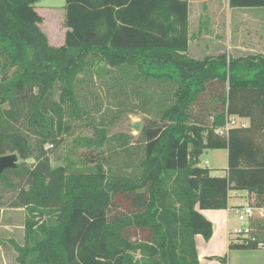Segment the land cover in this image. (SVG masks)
<instances>
[{
  "label": "trees",
  "instance_id": "16d2710c",
  "mask_svg": "<svg viewBox=\"0 0 264 264\" xmlns=\"http://www.w3.org/2000/svg\"><path fill=\"white\" fill-rule=\"evenodd\" d=\"M36 1L0 0V155L22 160L0 172V207L25 211L23 242L12 241L15 260L198 264L194 236L212 234L200 209L232 207L231 190L264 206V53L189 56L188 0H65L69 30L53 46ZM228 6L264 7V0ZM153 85H161L158 98ZM127 91L155 112L135 142L106 134L120 114L93 115L106 92L121 98ZM226 115L248 124L219 135ZM85 128L91 135L79 138L81 165L52 166L44 144ZM206 149H226L225 175L202 167ZM254 235L264 240V216ZM253 248L252 241L228 244Z\"/></svg>",
  "mask_w": 264,
  "mask_h": 264
},
{
  "label": "crops",
  "instance_id": "0c3cea01",
  "mask_svg": "<svg viewBox=\"0 0 264 264\" xmlns=\"http://www.w3.org/2000/svg\"><path fill=\"white\" fill-rule=\"evenodd\" d=\"M200 2H205L207 5L206 12L203 14L199 8ZM233 9L235 8L228 6V0H188V20L193 21L202 15L206 16V20L212 24L211 29H214L213 32L215 34L217 32L220 33L218 40L214 41L213 45L226 47L227 52H230L232 56L264 53V25L261 17L250 16L247 19L245 15L238 16L236 13H233ZM50 10V16L47 19L39 14L41 15L39 27L46 35L50 45L60 46L65 43L66 33L69 30L64 25L65 9L63 6L62 11H56L53 7ZM243 25H251L253 29L256 28L259 31L258 35L252 37L250 46L242 40V36L239 33ZM206 36L207 34L200 30L197 31L194 39L195 44L198 45L197 53L202 54L201 56H193L190 52L189 44L186 53L194 58H202L206 55L217 54L223 51L208 52L205 44L200 46V42H203ZM238 198L248 199L249 196L244 191L232 190L229 204L234 206L241 203ZM21 210L24 211L23 208L0 207V226L6 230L16 227L15 212ZM199 211L211 222L212 234L209 238H204L200 234L194 236L198 264H264V248L228 249L230 242L228 239V229L234 225L236 220V217L232 214V209H200ZM12 241L14 240H11V244ZM223 256L226 257L224 262L218 259V257ZM0 264L18 263L15 260V255H13V260L11 261L4 253H1Z\"/></svg>",
  "mask_w": 264,
  "mask_h": 264
},
{
  "label": "rangeland",
  "instance_id": "374dc122",
  "mask_svg": "<svg viewBox=\"0 0 264 264\" xmlns=\"http://www.w3.org/2000/svg\"><path fill=\"white\" fill-rule=\"evenodd\" d=\"M64 5L65 0H38L34 3V9L38 14L43 15L47 19L51 13V7H53L56 11H62ZM199 8L200 10H202V14L205 13L207 9L206 3L200 2ZM233 13H236V15L238 16L245 15L246 18H250V16H256L259 18L261 17L264 25V7L235 8L233 9ZM186 25L187 48L189 44L190 52L193 56L198 57L202 55L200 53H197L198 45H196L194 41L197 31L200 30L207 34L204 41L200 42V46L202 44H205V47L207 48L208 52H215L219 50H223L225 52L228 51L226 47L213 45V42L218 40V35L220 36V33L217 32L215 34L213 32L214 29H211L212 24L210 23V21L206 20V16L202 15L200 16V18L195 19L193 21H189L187 19ZM239 33L242 36V40L247 43L248 46H250L252 37L258 35L259 31L256 28L253 29L251 25H243V28L240 30ZM93 81L95 82V86L99 87L98 80L96 81L94 78ZM100 90L102 91V89ZM149 90H154V92L156 93V98L159 97V92H162L161 85H153L149 87ZM147 92L148 89L144 87L142 94H147ZM100 98L101 97H99L98 100L103 105L101 109L98 110V113L96 112L95 114H93L97 121H108L110 118H113L116 113L120 114V117L117 118L114 123H110L106 126V134L108 136L123 133L128 136H131L132 142H135L140 127L144 124L147 119H153L155 117V112L152 110L151 106H141V97L136 96L131 91H127L126 95L122 96L121 98L114 97L111 92H106V96L103 97V100H101ZM120 101H122V103L120 106H118V102ZM93 106L94 108H96L95 104ZM91 108L93 107L91 106ZM124 108L125 111L122 112L121 109ZM117 111H119V113ZM90 135L91 132L85 128L77 130L74 133L70 132L63 134L58 139V143L55 144L52 148H47L49 143L44 144V148L47 150L51 165L56 166L59 164H65L70 159V161H72L76 166H80L81 163L79 161V157L83 153V151H85V148L80 144L81 141L79 138L81 136ZM30 139L31 141H34V137L32 135H30ZM199 161L201 165L204 161H208V167L212 175L223 176L226 173L227 151L226 149H206L199 156ZM20 162H22V160L18 157L17 163ZM238 200L241 203H245L246 201L245 198H238ZM24 214L25 213L22 210L15 212V220L17 225L16 227H11V230H6L5 228L0 226V254L4 253L11 261L13 260V255H15V252H13L14 250L12 248L11 240H14L18 243L23 242L22 224ZM232 214L235 217V210L232 211ZM74 241L75 244L78 242V240ZM77 257L78 256L76 255V261H80V258Z\"/></svg>",
  "mask_w": 264,
  "mask_h": 264
},
{
  "label": "built area",
  "instance_id": "2783aa9c",
  "mask_svg": "<svg viewBox=\"0 0 264 264\" xmlns=\"http://www.w3.org/2000/svg\"><path fill=\"white\" fill-rule=\"evenodd\" d=\"M248 124V120L244 117L236 115H226L225 122L222 126L215 129V133L219 135H226L228 130L233 127H245ZM52 145L49 144L47 148ZM202 167H208V161L202 163ZM232 191V190H231ZM228 192V201L232 196V192ZM228 209L235 210L236 222L228 229L229 241H244L255 242L256 247L264 248V240L259 239L254 235L255 221L258 217L264 216V206L259 207L251 203L249 199H246L245 203H239L232 207L228 206Z\"/></svg>",
  "mask_w": 264,
  "mask_h": 264
},
{
  "label": "water",
  "instance_id": "95a60500",
  "mask_svg": "<svg viewBox=\"0 0 264 264\" xmlns=\"http://www.w3.org/2000/svg\"><path fill=\"white\" fill-rule=\"evenodd\" d=\"M18 156L16 153L0 155V172L5 169L14 168L17 165Z\"/></svg>",
  "mask_w": 264,
  "mask_h": 264
}]
</instances>
